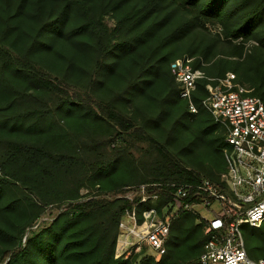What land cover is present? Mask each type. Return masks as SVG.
<instances>
[{
    "label": "trees",
    "instance_id": "1",
    "mask_svg": "<svg viewBox=\"0 0 264 264\" xmlns=\"http://www.w3.org/2000/svg\"><path fill=\"white\" fill-rule=\"evenodd\" d=\"M0 11V264H199L206 237L204 230L197 233L194 220L199 216L192 209L202 201L191 195L170 218L168 253L159 260L142 250L126 259L115 256L119 223L126 211L139 208L143 195L158 197L163 216L175 192L171 185L202 180L201 173L184 166L146 127H161L159 118L170 109L182 110L176 122L185 120L187 101L180 98L181 107L167 109L159 99L163 113L143 124L122 107L133 99L131 94L151 95L144 87L154 80L162 81L166 94L180 97L170 65L193 58L192 53H168L204 22L218 26L222 31L216 40L228 41L240 56L254 41L248 62L262 67L264 0H0ZM108 16L115 20L114 28L106 24ZM58 42L72 53L62 77L38 60ZM193 66L204 71L199 60ZM225 70L222 66L217 75ZM117 75L124 84L101 97L100 86L116 81ZM206 95L200 84L192 103L199 108ZM247 95L264 103V92ZM72 121L94 132L81 137L69 131ZM128 138L147 141L156 150L150 163L143 162L144 174L133 185L121 183L110 193L97 191L82 198L80 191L98 174L111 173L127 150L116 148L113 161L106 148L120 142L128 147ZM223 147L224 137L221 153ZM225 172L226 168L218 176L208 174L206 180L225 189ZM143 185L144 193L133 202L122 198ZM52 208L59 213L35 228ZM205 225L202 220L201 229ZM256 230L264 249V228ZM193 238L197 247L190 249L185 242Z\"/></svg>",
    "mask_w": 264,
    "mask_h": 264
},
{
    "label": "built area",
    "instance_id": "2",
    "mask_svg": "<svg viewBox=\"0 0 264 264\" xmlns=\"http://www.w3.org/2000/svg\"><path fill=\"white\" fill-rule=\"evenodd\" d=\"M193 64V58H180L170 65V71L179 86L180 98L189 103L192 114L198 112L192 96L204 84L207 95L201 105L225 130V189L206 179L173 184L175 192L169 207L180 209L191 195L202 201L199 206L213 213L212 220L203 219L206 239L199 264H264V258L249 256L243 236L244 227L257 229L264 225V103L247 95L235 83L234 74L215 79ZM144 190V185L129 189L122 198L133 202ZM214 204L220 206L218 211L211 209ZM165 210L172 215L171 209ZM169 216L159 214L157 196L143 195L139 208L126 211L119 223L116 258L126 259L142 247L164 256L170 233Z\"/></svg>",
    "mask_w": 264,
    "mask_h": 264
},
{
    "label": "rangeland",
    "instance_id": "3",
    "mask_svg": "<svg viewBox=\"0 0 264 264\" xmlns=\"http://www.w3.org/2000/svg\"><path fill=\"white\" fill-rule=\"evenodd\" d=\"M1 14V11H0ZM2 16H0V27L3 26ZM106 24L110 28L115 27V20L111 17H106ZM204 22V21H203ZM203 28H193L185 38L176 42L171 46L168 56L180 55L189 56V52L195 61H200L204 69L205 74L207 73L211 78L218 79L217 77H222L228 73L234 74L235 83L242 86L247 94L262 93L264 92V65L262 67L256 68V65L248 62V50L250 45H254V41L250 42L245 46L242 55L235 54V50L228 41L216 40L215 35L221 33V29L218 26L210 25L206 22ZM28 26V25H27ZM1 32V31H0ZM211 45V47H208ZM207 48L206 55H202V52ZM43 54L39 56V62L47 67L53 74L62 77L64 73L63 69L67 67V61L72 57V53L69 49L65 47L63 42H58L55 45L53 51H50L49 55L46 56V50L42 51ZM264 59V54H262ZM87 64L84 58L82 63ZM225 67V73L218 76V71L221 67ZM206 74V75H207ZM208 76V77H209ZM116 81H110L105 85H101L98 92L101 97H106L107 95H112V93L117 92L119 89L118 85H123L120 76H115ZM167 83V81H166ZM144 91L149 94H140L136 92L131 94L132 100L126 102L122 109L131 118H133L137 124H143L146 120L155 119L161 113H163V107L159 108V99H164V105L169 109V105L176 106L177 108L183 105L180 97L176 93L166 94L164 85L162 81L154 80L151 84L144 87ZM137 94V95H135ZM264 99V97H263ZM165 108V107H164ZM197 108V107H196ZM189 110V109H188ZM199 114L194 116L190 111L185 120H179L176 122V117H180L182 110H172L163 113V117L159 118L161 122V127L155 125H146L149 132L155 137V139L161 143L163 147L173 154L179 161L183 163L184 166L190 170L201 173L202 179L206 178L208 174H214L218 176V172L226 168L225 160L223 154L219 150V144L223 141L225 130L219 126L211 116V114L200 105L197 108ZM170 112H173L169 114ZM165 119V121H162ZM174 121V122H173ZM165 124H164V123ZM150 122H147L148 124ZM69 126H74L72 130L81 137L87 136L88 131H93L92 127L87 126L81 122L75 123L70 122ZM150 128V129H149ZM129 146L127 143L120 142L118 145L111 144L106 148V155L113 159L118 154H115L114 150L127 149L124 158L120 161L118 166L107 175L98 174L94 178V182L85 187L80 191V196L85 198L89 195H93L97 191L110 193L114 187L121 183H131L132 185L137 183L139 176L144 174V168L142 167L143 162L150 163L156 156V150L151 147V144L147 141H141L135 138H128ZM124 148V149H125ZM115 161V158L113 159ZM127 161V162H126ZM223 178V176L221 177ZM172 215H178V210L176 207L171 208ZM214 211H218L220 206L214 204L212 208ZM193 212L197 213L199 219L194 220V226L198 229L197 233H203L204 229L201 226V221L212 220L214 215L208 209L203 206H194ZM166 213V210L164 211ZM59 210L56 208L48 209L39 220L36 222L35 228L41 227L43 224L49 223ZM178 213V214H177ZM169 214H164L161 217L171 218ZM183 225V229H184ZM172 224L170 222V232ZM261 227L264 228V225ZM260 227V228H261ZM259 229V228H257ZM244 240L246 245V250L253 259L263 258L264 249L260 246L258 240V231L255 228L244 227ZM172 236L168 237L167 243L169 244ZM186 247L194 249L197 247L195 239H188ZM142 252L145 255H153L158 260L159 257L152 249L147 247H142ZM202 250V248H198ZM168 253V250H167ZM181 260H178V263Z\"/></svg>",
    "mask_w": 264,
    "mask_h": 264
}]
</instances>
